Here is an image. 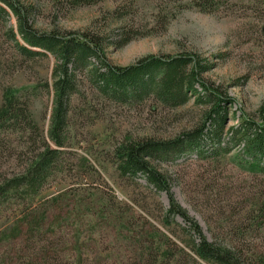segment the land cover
Segmentation results:
<instances>
[{"label": "rangeland", "instance_id": "rangeland-1", "mask_svg": "<svg viewBox=\"0 0 264 264\" xmlns=\"http://www.w3.org/2000/svg\"><path fill=\"white\" fill-rule=\"evenodd\" d=\"M21 1L33 7L32 23L40 32L103 37L107 58L117 67L181 53L208 59L214 68L205 77L236 99L226 132L243 116L256 118L264 103V0ZM11 30L27 46L16 18L0 17V109L15 93L26 122L0 124V185L24 172L45 142L60 154L36 196L19 191L0 197V264H206L187 247L185 232L164 222L167 194L142 175L122 174L117 157L128 140H177L198 127L205 107L194 98L177 108L151 95L115 100L92 82V60L77 73L78 92L59 148L49 137L57 61L37 48L29 47L45 55H23ZM198 147L203 158L191 150L155 165L170 177L174 198L206 237L227 240L250 229L264 176L237 167L233 158L241 147L220 159L212 158L210 144Z\"/></svg>", "mask_w": 264, "mask_h": 264}, {"label": "trees", "instance_id": "trees-1", "mask_svg": "<svg viewBox=\"0 0 264 264\" xmlns=\"http://www.w3.org/2000/svg\"><path fill=\"white\" fill-rule=\"evenodd\" d=\"M9 14L16 18L18 32L27 44L23 46L17 42L15 33L10 31L23 55H45L30 49L37 48L50 53L57 61L52 72L54 100L49 137L59 148L64 144L71 97L78 92L80 81L77 73L92 60L96 61L91 71L92 82L115 100L128 101L151 95L164 107H181L192 98L196 104H202L205 109L198 127L185 132L177 140H128L119 146V169L124 175H142L156 191L167 194L169 207L165 210L164 222L167 225L173 222L185 232L189 238L187 247L202 263L264 264V194L254 207L249 230H236L237 233L229 235L227 240L211 241L199 223L174 198L170 177L155 165V162L175 154L197 151L201 143H207L212 148L213 159L225 157L234 148L241 147L242 154L233 158L237 167L249 174L264 176V103L256 118L243 116L226 132L230 108L236 99L222 85L205 77L214 64L199 54L149 56L137 64L121 68L109 62L106 41L100 35L81 31L40 32L32 23V6L21 0H0V17L5 18ZM127 42L129 40L123 44ZM17 101L15 93L6 96L5 106L0 109V124L21 127L26 122L24 110ZM224 135L228 136L226 143H223ZM197 152L201 158L206 154L202 150ZM59 154V150L50 148L45 142L43 151L33 158L24 172L1 183L0 197L7 198L19 191L36 196L54 169ZM176 218L184 223L183 227ZM258 238L263 239L262 243L255 242Z\"/></svg>", "mask_w": 264, "mask_h": 264}]
</instances>
